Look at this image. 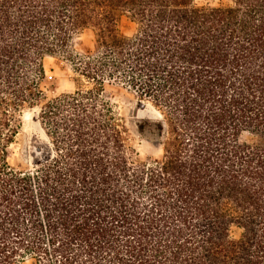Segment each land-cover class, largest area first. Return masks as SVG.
<instances>
[{
	"label": "trees",
	"instance_id": "trees-1",
	"mask_svg": "<svg viewBox=\"0 0 264 264\" xmlns=\"http://www.w3.org/2000/svg\"><path fill=\"white\" fill-rule=\"evenodd\" d=\"M56 55L76 88L48 98ZM106 85L157 111L137 127L160 157L139 156ZM28 108L24 168L8 157ZM27 260L264 264V0H0V264Z\"/></svg>",
	"mask_w": 264,
	"mask_h": 264
},
{
	"label": "rangeland",
	"instance_id": "rangeland-1",
	"mask_svg": "<svg viewBox=\"0 0 264 264\" xmlns=\"http://www.w3.org/2000/svg\"><path fill=\"white\" fill-rule=\"evenodd\" d=\"M196 5H226L230 0H194ZM119 30L124 35H130L135 31V24L126 16L121 17L119 21ZM94 34L91 30H84L73 40V49L80 53L86 54L93 50ZM45 79L43 90L48 98L60 95L65 92H71L76 88L74 77L75 72L73 66L66 57L56 55L47 57L44 61ZM104 98L109 100L116 106V110L125 119L127 126L131 132L132 144L135 146L139 156L144 160L158 158L161 155V149L155 143L154 138L148 137L144 133L138 131L137 124L144 119L154 120L158 113L151 106L138 107L137 99L133 93L122 88L121 85H106ZM35 109H25L20 115V129L14 138L13 143L9 147V161L13 165L21 167L31 166L32 151L34 140L40 134L38 124L33 117L37 112ZM32 113V117H26L28 113ZM242 139L251 140L252 135L248 132L242 134ZM239 231L233 229L234 236ZM27 264H31L27 260Z\"/></svg>",
	"mask_w": 264,
	"mask_h": 264
},
{
	"label": "bare ground",
	"instance_id": "bare-ground-1",
	"mask_svg": "<svg viewBox=\"0 0 264 264\" xmlns=\"http://www.w3.org/2000/svg\"><path fill=\"white\" fill-rule=\"evenodd\" d=\"M32 115H33V114L29 112V113L26 115V117H32Z\"/></svg>",
	"mask_w": 264,
	"mask_h": 264
}]
</instances>
